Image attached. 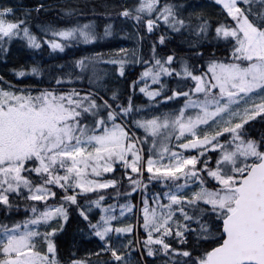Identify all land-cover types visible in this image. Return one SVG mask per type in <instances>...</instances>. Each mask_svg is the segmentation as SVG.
Masks as SVG:
<instances>
[{"label":"snow or ice","instance_id":"6c2138e0","mask_svg":"<svg viewBox=\"0 0 264 264\" xmlns=\"http://www.w3.org/2000/svg\"><path fill=\"white\" fill-rule=\"evenodd\" d=\"M100 7L0 0V61L40 78L0 75V264H264V0ZM117 22L135 47L42 63Z\"/></svg>","mask_w":264,"mask_h":264},{"label":"rangeland","instance_id":"374dc122","mask_svg":"<svg viewBox=\"0 0 264 264\" xmlns=\"http://www.w3.org/2000/svg\"><path fill=\"white\" fill-rule=\"evenodd\" d=\"M80 4H85L87 3L89 6L91 5H96V11H100L103 12V8L100 7V5H102L104 3V0H79ZM206 3L208 4L209 8L212 10L213 15H215V13L217 11H219L218 8H214L212 7L214 0H206ZM90 14V13H89ZM88 14V15H89ZM129 24L124 23L123 25H121L119 23L118 27H117V31H115V34H121V32L119 31V29L121 27H123V31L125 33H128L127 35H122V37H120L119 39L116 40H110L108 42L101 40H97V41H93L89 44H84V43H78L75 44L73 46H70L69 48L65 49V58L62 59V61H66L68 59H70L72 56H80V55H88L90 53H95V52H109L112 49H117L120 47H125L128 49H131L133 47L136 46L135 42L131 39L132 38V31L131 27L128 26ZM113 33V34H114ZM108 37V36H107ZM106 37V38H107ZM124 38V40H122ZM122 40V41H120ZM118 42V43H117ZM112 46V47H111ZM22 47V45H20L19 43H16L13 45L12 47V54L9 57V62L5 63L3 61H0V75L3 74H8L13 76L8 70L12 67H16L18 64H25L26 60L31 59L30 54H25V53H21L18 51V49H20ZM107 49V51H106ZM63 54V53H61ZM19 60V61H18ZM20 62V63H19ZM107 67V66H106ZM30 75V74H29ZM21 81H27L29 82V84H35L37 82V80H39V77H31V79H25L23 77H15ZM142 94V93H141ZM142 97L145 101H147V97H144L142 94ZM167 107H174V105H167ZM23 211V210H21ZM97 241H94L90 244L89 247H91L92 245H94Z\"/></svg>","mask_w":264,"mask_h":264},{"label":"trees","instance_id":"16d2710c","mask_svg":"<svg viewBox=\"0 0 264 264\" xmlns=\"http://www.w3.org/2000/svg\"><path fill=\"white\" fill-rule=\"evenodd\" d=\"M24 2L26 4H31L33 2H35V0H24ZM97 13H102L100 11H97ZM89 19H93V20H96L97 22V25H98V31L100 32H103V25L104 23L107 22L106 19H102V18H99L98 16H93L91 14L88 15ZM119 25V22H117L116 24V27H118ZM130 26V25H129ZM131 27V26H130ZM132 30V28H131ZM120 37H122L121 34H113L111 36H108L107 38L104 37V41L105 42H108L110 41L111 39L113 40H116V39H119ZM135 44H136V41H135V38L132 36L131 38ZM124 40V38L122 39ZM120 40V41H122ZM101 41H103V39H101ZM118 43V42H117ZM112 47V46H111ZM65 58V53L61 54V53H58V54H54L53 56V59H49L48 55H47V52L45 54H43V58H42V63L43 64H52L53 62L59 64L62 59ZM37 59H41V56H37ZM145 59H147V56H145ZM19 61V60H18ZM20 63V62H19ZM106 67V66H105ZM141 71V68L139 65H130V71L128 72V76H129V79H134L135 76L139 75ZM5 76L6 79H10L13 81V83H18V84H29V82L27 81H21L11 75L8 76V74H2ZM40 79V78H39ZM121 86H123V84H121ZM136 103H147V101H145L142 97V94L141 93H137V96H136ZM264 130V124L260 123L259 121L252 127L251 131L253 132L254 135L256 136H259L260 135V132ZM73 227L74 226H71L69 228V232L66 236L64 237H61V240L63 241V243L61 244V251L64 255H67L72 249L70 248V245H72L74 243V238H73ZM89 239L90 238H85L83 236H79L77 235L75 237V241L78 242L79 244V247L81 248V250H83L84 248L86 247H89L90 244L96 240H91L89 242Z\"/></svg>","mask_w":264,"mask_h":264},{"label":"bare ground","instance_id":"6f19581e","mask_svg":"<svg viewBox=\"0 0 264 264\" xmlns=\"http://www.w3.org/2000/svg\"><path fill=\"white\" fill-rule=\"evenodd\" d=\"M129 26V25H128ZM113 40V39H112ZM106 51H107V49H106ZM9 76V75H8Z\"/></svg>","mask_w":264,"mask_h":264}]
</instances>
